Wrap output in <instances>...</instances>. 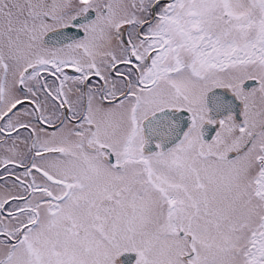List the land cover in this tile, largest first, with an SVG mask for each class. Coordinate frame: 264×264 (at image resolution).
Segmentation results:
<instances>
[{
	"label": "snow or ice",
	"instance_id": "6c2138e0",
	"mask_svg": "<svg viewBox=\"0 0 264 264\" xmlns=\"http://www.w3.org/2000/svg\"><path fill=\"white\" fill-rule=\"evenodd\" d=\"M0 264H264V0H0Z\"/></svg>",
	"mask_w": 264,
	"mask_h": 264
}]
</instances>
